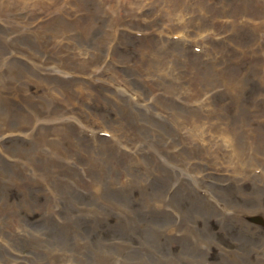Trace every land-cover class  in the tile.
I'll return each instance as SVG.
<instances>
[{"label": "rangeland", "instance_id": "1", "mask_svg": "<svg viewBox=\"0 0 264 264\" xmlns=\"http://www.w3.org/2000/svg\"><path fill=\"white\" fill-rule=\"evenodd\" d=\"M206 1L197 20L221 31ZM125 5L0 0V264H264V64L233 66L231 80L224 60L193 46L201 84L157 69L143 87L137 46L149 38L129 33L134 21L119 27L131 41L110 32ZM235 38V49L250 40L245 29ZM161 83V116L132 109L131 93L148 102ZM210 112L225 124L215 137L185 125Z\"/></svg>", "mask_w": 264, "mask_h": 264}, {"label": "bare ground", "instance_id": "2", "mask_svg": "<svg viewBox=\"0 0 264 264\" xmlns=\"http://www.w3.org/2000/svg\"><path fill=\"white\" fill-rule=\"evenodd\" d=\"M203 2L204 0H126L125 9L127 13L118 21L119 23L116 22L115 28H110V32L115 35L117 39L127 41H131L134 37L130 34H141L142 37L149 38L143 41V45L137 46V51L140 54V61L137 62V64L139 67H144V75L142 79L139 77L136 79L141 81L143 87H146V84L153 83V75L150 74V72L157 69H160V71L164 73L173 72V74H175L178 69L184 74L183 81L185 83L195 85L201 84L200 79H203L208 74V71L198 65L201 54H195V48L193 46L196 48L200 47L204 56L214 54L213 56L215 59L224 60L221 70L227 73V75L232 74L229 78L231 80H237L241 75L239 69L235 71L229 70V68L233 66L239 68L253 61L258 65L264 64V58L258 61L264 54V0H237L234 3L227 0H221L220 3H216L214 0H207L205 5L213 7L212 12L220 21V24L216 21H211L209 27H221L222 32L218 29L207 31L202 29V23L197 20V15L201 14L203 9H205ZM233 5H239V8L238 6L233 7ZM208 8L209 7L206 9ZM254 15L255 17H253ZM151 16H154V18L152 19ZM132 21H134L135 24L132 26V32H129L130 34L124 28H119L121 26L127 27L128 24L124 23ZM250 21L252 23L250 27L258 31L255 32L254 35L248 25ZM244 29L250 40L244 41L243 44H239L240 49H235V42H237L235 36L240 35ZM225 34L229 35L223 37ZM174 36H179L182 41H174L172 39ZM257 37H260V42ZM109 40V36H104L105 43H108ZM222 43H225L227 48L223 47L224 50L219 51L218 49L220 48L217 46ZM117 44L118 41L114 40L107 47L108 53L114 60L117 57ZM241 45L244 46L241 47ZM126 46L127 43L124 42L123 48ZM177 60L180 62L177 63ZM138 66L136 65L137 71ZM65 68L69 69V67L66 66ZM239 72L240 74L238 76ZM245 74H247V72ZM234 82L235 81L232 83ZM148 87L150 89H146V93L147 97H151V101L147 102L142 95L131 93L128 102L134 105L132 109L139 107L142 110L161 116V113L157 112L160 108L155 107V110H153L152 105L154 106L155 104L152 102L155 99L170 100L167 98L170 96L167 93L168 87L165 83L158 85L152 84ZM174 89H176V86L172 84L171 90ZM112 91H109L112 94V97H109L111 100L116 97H121L119 89L113 88ZM200 91V95L211 102L219 95L224 96V93ZM173 101L178 100L174 99ZM187 108L190 109L189 106H187ZM253 108L256 110L255 106H253ZM236 110L237 113L243 112L244 115L248 114L247 111H243L240 107H237ZM247 110H251V107L247 108ZM220 118V114H212L210 112V115L206 116L204 119L199 120L198 116L190 117L187 119L185 125L193 126L197 123L202 127L200 134L202 137L204 135L215 137L211 134V128L225 125ZM261 121L264 123V113H262ZM241 125L250 126V124L245 122ZM203 127L207 128V130L204 131ZM104 129H100L99 131H103ZM113 129L118 130V127L113 125ZM114 155L119 157V152ZM99 159L100 158H96L97 161H99ZM116 161L118 160L112 159V162L116 163Z\"/></svg>", "mask_w": 264, "mask_h": 264}]
</instances>
